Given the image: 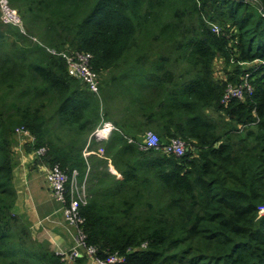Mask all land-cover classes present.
Here are the masks:
<instances>
[{
  "label": "trees",
  "instance_id": "16d2710c",
  "mask_svg": "<svg viewBox=\"0 0 264 264\" xmlns=\"http://www.w3.org/2000/svg\"><path fill=\"white\" fill-rule=\"evenodd\" d=\"M8 1L24 32L0 18V264H95L56 254L15 212L17 128L41 165L86 177L94 257L264 264V0ZM74 52L91 54L97 92L69 74ZM103 121L115 129L84 156ZM150 130L183 153L141 147Z\"/></svg>",
  "mask_w": 264,
  "mask_h": 264
},
{
  "label": "built area",
  "instance_id": "2783aa9c",
  "mask_svg": "<svg viewBox=\"0 0 264 264\" xmlns=\"http://www.w3.org/2000/svg\"><path fill=\"white\" fill-rule=\"evenodd\" d=\"M0 6L2 9L1 20L4 23L16 24L18 23V17L16 10L6 4V0H0ZM212 29L217 31L218 28L214 24ZM67 62V69L69 74L80 79L87 85L92 92L98 91V78L97 74L92 70L90 65L91 54L74 52L71 54H62ZM244 90L250 91L251 86L247 81H244L237 87H228L226 90L225 98L229 96L241 97ZM115 129V126L110 121H103L98 127H96L88 138L85 148L83 149V155L87 156L95 151L89 149L91 139L103 140L106 139L109 133ZM15 134L29 138L30 142L34 138L28 135V132L22 128L15 129ZM143 148H160L166 153H173L175 155H181L184 151V143L179 138H171L167 143L160 145L157 135L152 131H147L145 134L144 143L141 144ZM39 152L34 153L35 157L42 155L43 148L38 149ZM44 173L47 181L51 186V190L54 198L61 204L64 212L65 219L74 224L77 228L76 242L73 248L68 252L61 254L63 258L70 261L77 256L81 255L82 249L91 256L95 264H128L124 259L116 254H111L104 259L94 257V249L92 247H86L84 244V235L81 231L80 224L82 218L79 214V206L86 203L85 200V179L79 182L76 178V170H73L70 180L67 174H65L57 164L55 165H43ZM68 183V187H67Z\"/></svg>",
  "mask_w": 264,
  "mask_h": 264
},
{
  "label": "crops",
  "instance_id": "0c3cea01",
  "mask_svg": "<svg viewBox=\"0 0 264 264\" xmlns=\"http://www.w3.org/2000/svg\"><path fill=\"white\" fill-rule=\"evenodd\" d=\"M21 137V138H19ZM17 138V137H16ZM15 139L14 149L26 150L29 139ZM31 149L15 152L13 186L14 210L29 222L33 236L56 254L68 253L76 242L77 228L64 217L61 204L54 198L44 166L34 161ZM28 162L27 164L24 162Z\"/></svg>",
  "mask_w": 264,
  "mask_h": 264
},
{
  "label": "rangeland",
  "instance_id": "374dc122",
  "mask_svg": "<svg viewBox=\"0 0 264 264\" xmlns=\"http://www.w3.org/2000/svg\"><path fill=\"white\" fill-rule=\"evenodd\" d=\"M6 4L9 5L11 8H13L14 10H16L14 7L11 6V4L9 3L8 0H6ZM1 12H2V9H1V6H0V18H1ZM16 13H17V17H18V23H16L15 26L19 29V31L24 32V28H23V25H22V20H21L20 15H19V13H18L17 10H16ZM220 68H221V67H220L219 65H216V67H215V73H216V75L220 73ZM150 131H152V130H150ZM152 132H154V131H152ZM15 136L17 137V138H15V139L20 140L19 138H21V137L18 138V134H16ZM28 139H29V138H28ZM24 140L27 141V139H24ZM29 141H30V140H29ZM184 147H185V145H184ZM13 150H14V152H16V151H18V150H21L23 153H24V151H26L22 146H21V148H19V149H17V150H15V149H13ZM31 151H32L33 156H34V153L39 152L38 149H36V150L31 149ZM39 153H40V152H39ZM34 161H37V156L34 158ZM24 162L27 164L29 161H28V162L24 161ZM85 181H86V179H85ZM86 185H87V184H86V182H85V200H87V190H86ZM261 212H264V208L261 209Z\"/></svg>",
  "mask_w": 264,
  "mask_h": 264
},
{
  "label": "water",
  "instance_id": "95a60500",
  "mask_svg": "<svg viewBox=\"0 0 264 264\" xmlns=\"http://www.w3.org/2000/svg\"><path fill=\"white\" fill-rule=\"evenodd\" d=\"M240 1H245V0H240Z\"/></svg>",
  "mask_w": 264,
  "mask_h": 264
}]
</instances>
